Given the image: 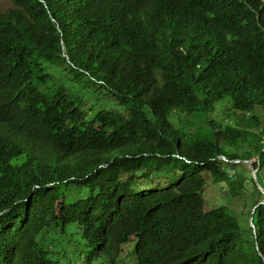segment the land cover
Masks as SVG:
<instances>
[{"label": "trees", "instance_id": "1", "mask_svg": "<svg viewBox=\"0 0 264 264\" xmlns=\"http://www.w3.org/2000/svg\"><path fill=\"white\" fill-rule=\"evenodd\" d=\"M99 90L122 111L83 112L81 98ZM228 104L245 125L211 117ZM263 111L264 0H10L0 10V264H59L69 225L88 243L84 264L95 254L113 264L127 244L130 264H264L254 179L255 233L202 198L204 175L235 178L236 160L256 158L264 190ZM163 174L164 185L137 187Z\"/></svg>", "mask_w": 264, "mask_h": 264}, {"label": "rangeland", "instance_id": "2", "mask_svg": "<svg viewBox=\"0 0 264 264\" xmlns=\"http://www.w3.org/2000/svg\"><path fill=\"white\" fill-rule=\"evenodd\" d=\"M10 7V0H0V10H6ZM62 71V76L70 77V73L67 70ZM55 79H59L55 75ZM61 80V78H60ZM79 86H76L78 88ZM100 98V99H98ZM98 99V100H97ZM104 102L101 104L100 102ZM100 106L105 108H110L112 110L122 111V107L117 104L115 98L110 94L104 91H98L95 95L84 96L80 100V107L85 113H89L92 110H96ZM220 105H217V108L211 113V117L220 121L223 124L232 123L234 120L235 125H245L244 118L245 114H238L233 112L231 105L228 104L223 111H219ZM184 114H181L183 116ZM261 116L264 117V111L261 112ZM247 147V144H245ZM239 152L240 150H236ZM219 158L225 160L223 156ZM227 161V159L225 160ZM252 161V163H250ZM256 158H252L248 161H235L236 163L232 165L235 170L230 169V175L237 177L228 179V181L214 182L210 174H205V186L202 191V198L204 203V210H210L219 207L228 208V210L236 217L239 223L245 227H249V211L252 209V202L258 199V195L255 194V191L251 189L253 183L251 179L253 178L252 173L250 172V164L253 169L256 162ZM232 162V161H228ZM243 178V185L238 183V179ZM166 175L163 174L160 177H155L151 181L147 179L137 180V187L145 188L151 186H162L165 184ZM254 179V178H253ZM240 191L239 194L232 196L230 191ZM70 199H76L80 197L77 192L72 193L69 196ZM76 225H69L66 229V232L61 234L58 233V246H57V261L59 264H84L83 258L86 254L89 246L88 243L83 239L81 231L75 229ZM134 245L127 244L122 246L121 256L113 264H130L134 261ZM90 264H112L107 262L104 258L99 257L95 254L92 257Z\"/></svg>", "mask_w": 264, "mask_h": 264}, {"label": "water", "instance_id": "3", "mask_svg": "<svg viewBox=\"0 0 264 264\" xmlns=\"http://www.w3.org/2000/svg\"><path fill=\"white\" fill-rule=\"evenodd\" d=\"M226 160V159H225ZM244 161H248V160H244ZM250 163H252V161H250ZM250 172L252 173V175H253V178H254V181L257 183V187L259 188V190L262 192V193H264V190L259 186V183H258V180H257V177H256V169H253L252 167H251V164H250ZM263 201H260L258 204H261ZM257 204V205H258ZM256 205V206H257ZM253 212H254V207L252 208V211H251V213H250V216H249V223H250V226L253 228V232L255 233V226H254V224H253ZM255 238H256V236H255ZM255 244H256V248L258 249V244H257V241H255ZM264 262V261H263Z\"/></svg>", "mask_w": 264, "mask_h": 264}, {"label": "bare ground", "instance_id": "4", "mask_svg": "<svg viewBox=\"0 0 264 264\" xmlns=\"http://www.w3.org/2000/svg\"><path fill=\"white\" fill-rule=\"evenodd\" d=\"M228 173H230V171H228Z\"/></svg>", "mask_w": 264, "mask_h": 264}]
</instances>
